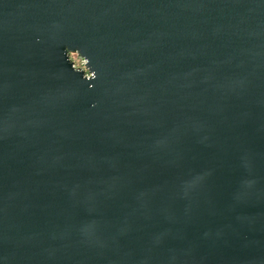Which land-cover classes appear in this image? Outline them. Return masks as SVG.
<instances>
[{"label": "water", "instance_id": "95a60500", "mask_svg": "<svg viewBox=\"0 0 264 264\" xmlns=\"http://www.w3.org/2000/svg\"><path fill=\"white\" fill-rule=\"evenodd\" d=\"M0 264H264V0H0Z\"/></svg>", "mask_w": 264, "mask_h": 264}, {"label": "built area", "instance_id": "2783aa9c", "mask_svg": "<svg viewBox=\"0 0 264 264\" xmlns=\"http://www.w3.org/2000/svg\"><path fill=\"white\" fill-rule=\"evenodd\" d=\"M70 59L71 61L74 63L75 67L76 68H79V69H83L85 70L86 72H88L87 68H86V60L81 57L79 54L77 53H72L70 54ZM89 75V74H88Z\"/></svg>", "mask_w": 264, "mask_h": 264}]
</instances>
